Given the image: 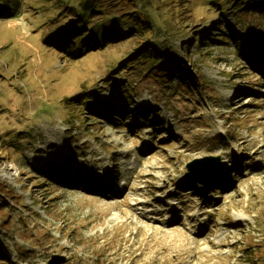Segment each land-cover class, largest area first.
Listing matches in <instances>:
<instances>
[{"label":"rangeland","instance_id":"1","mask_svg":"<svg viewBox=\"0 0 264 264\" xmlns=\"http://www.w3.org/2000/svg\"><path fill=\"white\" fill-rule=\"evenodd\" d=\"M210 2L0 0V264H264V8Z\"/></svg>","mask_w":264,"mask_h":264},{"label":"trees","instance_id":"2","mask_svg":"<svg viewBox=\"0 0 264 264\" xmlns=\"http://www.w3.org/2000/svg\"><path fill=\"white\" fill-rule=\"evenodd\" d=\"M127 1L135 3L137 0H127ZM8 2H9V4H11V1H8ZM221 2L224 3V5H222V9L224 8V6L226 4L227 5L231 4L234 9H237V10L240 9L241 11L257 10V9H259L261 7L264 8V0H254V1L253 0L252 1L251 0H214V2H210L209 4H214V6L220 7V3ZM0 10L4 14L3 16H6L8 14L13 13V12L5 13V8L4 7L3 8L0 7ZM78 15H81V13H79ZM125 15H129L131 18L135 19V20L131 19V20H133L131 23H134L136 26H139L141 37H145V35H147L148 33L151 34V35L153 34L152 27L151 28L150 27L147 28V26H146L147 24L143 21V18H141L140 14L136 10V8L130 9L129 11L126 12ZM87 20L88 19H84V22H82L81 20L78 19L75 22V25L77 26V28H73L72 27L73 29H71L70 31H67V38L63 42V44L61 46H58L59 50H61V48H62V49H64V53L66 52L67 54H69L68 56H74L76 54H78V55L79 54H83L87 50H89V51L93 50L94 47H96V46H97L96 48H98V46H101L100 44H98L97 41H92L93 38H86L84 35H81V32L83 31V29L79 30L78 27H81V23H87ZM207 26H209L211 28V31L212 30L216 31V27H217L216 23H209V24H207ZM218 28H219V31L222 32V29L220 30V27H218ZM96 32L97 31L95 30V32H93V35H97V34H95ZM217 32H218V30H217ZM174 34L172 35L173 37H175ZM192 34H193L194 38H195V36H197L194 33H192ZM219 35H220V33H219ZM57 36L59 37V35H57ZM213 36L215 38V36H218V33H217V35H213ZM228 37H229V34H225L221 39L222 40H226V39H228ZM94 39L96 40V36L94 37ZM209 40H211L212 42H215L217 39H210L209 38ZM70 43H71V45H69ZM61 51H63V50H61ZM159 54L160 53L156 49V42L152 41L151 43L142 44L140 46L139 50H137V52L130 54L128 60H129V62H132V64H136L137 66H141L140 65L141 62H145V65H146V67L148 66L147 68H149V71L150 70L154 71L156 69V66L160 63V62L159 63L156 62L157 61V56L156 55H159ZM166 54L168 55V57L174 58V56H171L174 53L170 54L167 51ZM187 63H188L187 61L181 60V62L178 65H179V67H181L182 71L190 72L192 69L187 66ZM194 69L197 72L199 68L195 67ZM170 72H172L171 76L175 77V75H173V74H175L176 71L173 70V71H170ZM166 76H167L166 74L163 75V77H165V78H166ZM171 76H169V77L167 76V78H168L167 79V83H169V84H170V82L172 80ZM193 77H194L193 72H191L190 74L188 73L187 77H183V79H187L188 81L187 82H183L182 85L190 84L189 82H190V80L193 79ZM115 80L116 79L111 80L109 82V84H112L113 82H115Z\"/></svg>","mask_w":264,"mask_h":264},{"label":"water","instance_id":"3","mask_svg":"<svg viewBox=\"0 0 264 264\" xmlns=\"http://www.w3.org/2000/svg\"><path fill=\"white\" fill-rule=\"evenodd\" d=\"M220 171H221L220 170V159L210 157L204 160H196L193 163H191L189 165V173L187 174V176L189 179L193 181L199 180V181H206V182L209 180H204V179H208L207 177H209L210 179L209 184H212L215 182V179L219 177ZM60 259L61 261H58L57 263H54L53 261L50 264H61L65 262V258H60Z\"/></svg>","mask_w":264,"mask_h":264},{"label":"bare ground","instance_id":"4","mask_svg":"<svg viewBox=\"0 0 264 264\" xmlns=\"http://www.w3.org/2000/svg\"><path fill=\"white\" fill-rule=\"evenodd\" d=\"M58 129V128H57ZM59 129H60V127H59ZM50 130H56V128L54 129V128H50ZM56 136H57V134H56ZM52 144H50V146H51Z\"/></svg>","mask_w":264,"mask_h":264}]
</instances>
